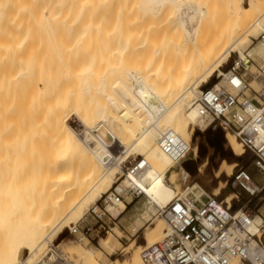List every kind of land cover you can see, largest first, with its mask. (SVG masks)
Instances as JSON below:
<instances>
[{
	"label": "bare ground",
	"instance_id": "bare-ground-1",
	"mask_svg": "<svg viewBox=\"0 0 264 264\" xmlns=\"http://www.w3.org/2000/svg\"><path fill=\"white\" fill-rule=\"evenodd\" d=\"M209 2L0 0V264L45 260L63 227L72 228L73 214L81 219L121 180L116 179L131 154L142 164L129 170L122 187L145 192L147 214L178 197L180 186L196 170L199 151L192 145L184 163L174 161L160 148L162 135L172 131L195 144L194 127L202 132L207 128L195 107L201 85L217 71L224 76L219 70L230 52L243 58L248 39L264 31L263 0H250L248 7L238 2L229 8V30L201 48L192 21L207 18L213 10ZM171 10L179 15L177 26L170 29L184 32L175 45L181 54L185 45L191 46L188 52L194 46L198 57L180 69L160 70L164 48L159 46L163 38L157 37L162 35L157 22ZM220 86L237 94L227 78ZM227 139L236 156L245 153L234 137ZM235 167L223 161L216 178L226 171L232 175ZM203 169L202 165L201 174ZM94 196L100 199L88 209ZM232 197L224 201L231 207ZM126 209L119 203L109 212L121 217ZM160 219L145 234L149 246L166 236V223ZM255 223L262 224L263 218L256 215ZM112 230L114 235L101 243V249L87 253L78 248V261L104 264V255L120 244L115 237L120 229ZM144 248L138 246L129 262L109 264H143ZM72 252L68 253L73 258ZM57 257L63 258L53 252L49 260Z\"/></svg>",
	"mask_w": 264,
	"mask_h": 264
},
{
	"label": "built area",
	"instance_id": "built-area-1",
	"mask_svg": "<svg viewBox=\"0 0 264 264\" xmlns=\"http://www.w3.org/2000/svg\"><path fill=\"white\" fill-rule=\"evenodd\" d=\"M255 41V48L264 52V31ZM252 51L246 52L243 58L238 55L231 67L223 70L225 75L218 74L217 82L202 88L195 99L199 119L207 125L206 130L234 137L255 157L252 165L256 177L244 167L232 174L233 186L249 195L247 204L233 210L217 196L200 194L197 197L189 193L185 197L180 194L165 207L156 205V214L152 217L165 221L166 236L158 243L146 244L141 254L143 264H233L236 260L240 264H264V215L261 213L264 208V54H259L253 47ZM248 75L260 84L259 90L252 88ZM225 78L236 90V95L220 86ZM160 148L174 161L182 163L192 151L191 145L172 131L162 135ZM135 164L137 167L142 161ZM129 175L127 170L122 177L126 179ZM122 183L116 182L111 192L91 209L96 224L83 230L75 224L70 228L73 235L80 234L81 241L89 239L96 225H99L97 238L104 232L108 235L112 230L110 224L116 225L119 219L109 212L110 207L126 204L125 196L132 197L131 203L149 199L141 189L124 188ZM254 201L257 204L251 208ZM256 215L263 218L262 224L255 223ZM151 222L152 218L146 224ZM37 264L70 263L47 259Z\"/></svg>",
	"mask_w": 264,
	"mask_h": 264
},
{
	"label": "rangeland",
	"instance_id": "rangeland-1",
	"mask_svg": "<svg viewBox=\"0 0 264 264\" xmlns=\"http://www.w3.org/2000/svg\"><path fill=\"white\" fill-rule=\"evenodd\" d=\"M208 1H210L209 2L210 5L213 6L212 7L213 10L211 11V13L208 14L207 18L203 19L202 22L199 21L197 18L194 19L195 22L192 21L193 26H197L198 33L196 34V38H197L198 45L200 42L201 48H203L202 45L204 43L208 42L207 40L209 39L211 40L214 37L222 36L232 26L233 22H231V19L229 17L230 16L229 8L233 4L242 2L246 7H248L250 4V0H208ZM262 3H264V0ZM178 13L176 10H171L168 13V15L164 16L162 19L160 18L159 21L157 22V28L160 29V30L158 29L159 31L157 30V32H160V34L162 32V35L158 34L160 36H157V37L163 38V40H160L161 42L159 46L164 48L163 60H162L163 62L160 67V70H176L178 69L179 65H181L182 63H185V61L187 62L192 59L190 62H188V63H192L194 62L193 60L194 59L197 60L196 57H198L197 56L198 50L194 48V46H193V49L195 51L193 50V51L188 52L191 49V46L188 44L190 47L188 49V45H185L187 48L183 45V47H185V49H187L188 51H186L185 49H182L181 51L182 52L184 51L185 53L181 54L180 52L181 48H179L177 44L175 45V40H177V38H180L181 36L184 37V32L180 30L181 28H177L178 30L177 33L179 34H175L174 33L175 31L171 30L175 27L174 24H176ZM155 38H156V35H155ZM255 40L256 38L253 36H251L248 39V43L244 45L245 53L250 50L252 51V47L254 48L256 46ZM175 46L177 47V50L179 48L180 53L176 50V48H175L176 51L174 50ZM238 54L240 53L235 52V51L230 52L228 59H227L228 61L222 65L219 71H222V70L227 71L233 64L234 60L238 58ZM252 71L255 72L256 71L255 68H253ZM217 75H218V71L214 74V76L211 79H209L207 84L201 85L202 86L201 89L208 86L209 84L213 82L214 83L217 82L216 81ZM248 77L251 83L257 82L256 80H253L252 78H250L249 75ZM251 86L256 90L260 89V84L258 83H253L251 84ZM198 129L199 128L197 126L194 127L193 141L195 140L194 141L195 144L191 143V146L193 145L192 146L193 151L195 150V148H198V151H199L197 154V157L195 158L196 163H197L196 170L195 172L192 173V178L187 183L180 186V191L177 196H179L180 194L182 195V191H184L185 189L189 187L191 189L187 193V195L189 193L208 194L211 196H217L219 201H225L227 197L233 196L230 202L232 204V209L237 210L241 208L243 205L247 204L249 195L245 193L243 190H241L239 187L233 186L232 184L233 177L232 175L228 176L226 174L227 171L226 173L225 172L222 173L221 179L216 178V173L220 170L223 161H227L229 163L236 164V167L233 170V173L236 170H238L240 167H245V169H247L252 176L256 177L257 173H256V169L252 165V161L250 162L249 158L245 160L243 159L244 154L248 151H245V153L242 156H236L232 148L229 146V141L227 139V136H224L221 132H219L221 134V139H222L223 148L225 152V156H222L220 152L217 153L215 147L209 143L210 140L214 141L215 131L206 130L202 132L201 130H198ZM135 160L137 159L135 158L133 154H131L126 159V161L122 164V174L119 175L116 179L118 180L121 177V180L118 182V184H121L123 179L125 180V177H122V176L124 173L127 172V170H130L135 165L136 163ZM202 165L204 166V169H203V173L201 174L199 172V169ZM225 169L228 170L227 168ZM169 177H170V174L167 175L168 181H169ZM221 182L224 184L226 183L225 186L221 184ZM216 189L219 190L218 195L215 194ZM235 195L238 196L239 201L237 200V197ZM100 196L95 197L96 201L94 202H92L91 199L88 200L89 201L88 209H91L98 202V200L100 199ZM125 200L126 202H130L132 200V197L125 196ZM136 201L137 200L132 202L131 205H133ZM143 202L147 203V200L143 199ZM256 204H257L256 201H254L252 204H250V207L252 208ZM147 209H148L147 204H145V208L141 212H139L140 215L137 216L135 227L134 228L132 227L129 229V232H130L129 234H126L124 232L122 233L120 229L121 231L120 236L118 234L115 235V237L117 238V241L120 244H118V246L114 248V252L112 254L104 255L103 260H102L104 264H109L112 262L113 263L122 262V261L129 262L131 261L132 256L134 255V252H136V249L138 246H146L147 243L145 240V234L150 229L154 228L157 225V223H159V221L161 220L160 217H157V216L152 217L154 214H156L155 210L152 212L153 214L151 212L147 214L148 212ZM261 213L264 215V208L261 210ZM76 217L77 216L73 214V216L71 217V223L69 224V227H73V225L76 224V226H78L80 230H83L88 225L92 227L93 225L96 224V221L92 218L91 210L89 212L87 210L81 219L77 220ZM103 218L104 220L108 221L107 217L104 216ZM151 218H152V222L146 224V222H148ZM141 225H144L143 228L145 227V229L139 231L140 230L139 227H141ZM98 227L99 225H96L95 228H93L92 232L89 234V239H84L83 241H81L80 234L73 235L70 231V228H66L64 226L61 231V234L59 235V240L55 241L54 243V247H53L54 249L49 248L46 250L45 260L49 259L53 255V252H58V254L63 257L62 259L57 257L59 260H62V261L64 260L65 262H69L70 264H82L80 261H78L76 257V251H79V249L81 248V250H84V252L87 251V253H90V252H93L94 250L101 249L100 248L101 243L106 241L112 235H114L113 230H111V232H109L108 235L107 233L104 232L101 235V237L97 238ZM110 227L120 228L119 225H114V224H110ZM165 229H166V225L164 227V231ZM163 234L165 233L163 232ZM163 239H164V235H163L162 240ZM71 249L73 250L72 253L75 254L73 258L68 253V252H71ZM28 256H29V252L27 251L24 257V260L27 259Z\"/></svg>",
	"mask_w": 264,
	"mask_h": 264
},
{
	"label": "crops",
	"instance_id": "crops-1",
	"mask_svg": "<svg viewBox=\"0 0 264 264\" xmlns=\"http://www.w3.org/2000/svg\"><path fill=\"white\" fill-rule=\"evenodd\" d=\"M145 204L146 203L143 202V199L137 200L133 205H131V201L126 202L127 209L116 222V225H119V229H121L122 233L124 232L126 234H129V229L135 227L137 216H139V212H141L145 208ZM143 229H145V227L140 229L139 231Z\"/></svg>",
	"mask_w": 264,
	"mask_h": 264
},
{
	"label": "water",
	"instance_id": "water-1",
	"mask_svg": "<svg viewBox=\"0 0 264 264\" xmlns=\"http://www.w3.org/2000/svg\"><path fill=\"white\" fill-rule=\"evenodd\" d=\"M209 143L215 147L217 153L220 152V154L222 156H225V152H224V149L222 147L221 134L219 132H215L214 141L210 140ZM186 167H187V165H186Z\"/></svg>",
	"mask_w": 264,
	"mask_h": 264
},
{
	"label": "trees",
	"instance_id": "trees-1",
	"mask_svg": "<svg viewBox=\"0 0 264 264\" xmlns=\"http://www.w3.org/2000/svg\"><path fill=\"white\" fill-rule=\"evenodd\" d=\"M216 83V82H215ZM214 82L213 83H211V84H209L208 86H206V87H211V86H213L214 84H215ZM250 154V155H249ZM247 158H249V161L251 162L252 161V163H253V161L255 160V157L253 156V154H251V152H246L245 154H244V160L245 159H247ZM245 168V167H244Z\"/></svg>",
	"mask_w": 264,
	"mask_h": 264
},
{
	"label": "flooded vegetation",
	"instance_id": "flooded-vegetation-1",
	"mask_svg": "<svg viewBox=\"0 0 264 264\" xmlns=\"http://www.w3.org/2000/svg\"><path fill=\"white\" fill-rule=\"evenodd\" d=\"M219 153V152H218Z\"/></svg>",
	"mask_w": 264,
	"mask_h": 264
}]
</instances>
